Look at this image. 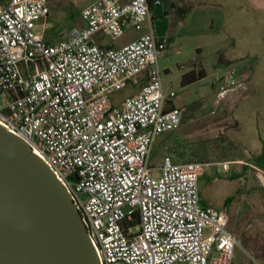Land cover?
<instances>
[{"label":"built area","instance_id":"built-area-1","mask_svg":"<svg viewBox=\"0 0 264 264\" xmlns=\"http://www.w3.org/2000/svg\"><path fill=\"white\" fill-rule=\"evenodd\" d=\"M161 1L93 0L79 12L82 25L54 42L42 33L48 0H0V125L63 184L98 264H264L233 261L227 209L200 202L207 163L149 162L156 137L182 120L158 66L168 39L154 32L150 9ZM126 28L142 31L120 46L101 42ZM223 77L215 105L241 85L235 69ZM140 79L137 92L111 101ZM228 169L221 162L216 172ZM256 176L264 182V171Z\"/></svg>","mask_w":264,"mask_h":264},{"label":"crops","instance_id":"crops-1","mask_svg":"<svg viewBox=\"0 0 264 264\" xmlns=\"http://www.w3.org/2000/svg\"><path fill=\"white\" fill-rule=\"evenodd\" d=\"M68 1L72 13L76 12L78 25H82L79 12L93 0ZM150 20L154 32L168 39L166 48L158 56L160 68L166 75L177 72V82L184 90L183 99H171L169 105L185 110V103L195 101V98L185 100L190 86L198 83L204 88L198 94L201 99L207 91V78L211 75L219 77L222 74L220 70L233 65L241 85L228 91L220 102L231 108L226 125L238 130L244 121L255 127L250 144L239 138L241 142L233 145L249 162L251 156L264 149V137L256 132L258 126L264 131V0H162L150 9ZM141 31H135L130 40ZM198 72L202 76L194 79ZM139 84L140 88L143 79ZM216 90H213V104ZM211 125L218 127L222 124L218 121ZM225 141H228L226 136ZM170 156L173 162L180 163L175 154ZM235 160L241 163L240 159ZM234 176L236 173L229 178ZM199 196L203 206L213 207L200 191Z\"/></svg>","mask_w":264,"mask_h":264},{"label":"rangeland","instance_id":"rangeland-1","mask_svg":"<svg viewBox=\"0 0 264 264\" xmlns=\"http://www.w3.org/2000/svg\"><path fill=\"white\" fill-rule=\"evenodd\" d=\"M69 4L68 0H48L49 14L46 18V29L42 30L39 22L35 25V29L42 30L46 40L57 42L64 39L68 31L78 25L76 12L72 13ZM134 35L133 29L126 28L119 37L104 36L101 42L120 46ZM158 66L161 71L163 91L165 93L174 91L175 96L172 99L175 101L183 99L184 90L177 82V72L166 75V72L160 68L159 59ZM215 67L218 66L215 65ZM232 67L233 65H229L220 70L222 74L219 77L211 75L207 78L205 86L207 91L201 99L198 94L202 93L204 88L198 83L189 87L187 90L189 94L185 100L195 98L194 103H185L181 124L176 129L156 137L149 162L156 167L164 156H170L173 153L180 163L187 161L207 163L203 166V175L198 179V188L211 206L227 209L228 228L237 240L233 250V261L245 262L248 256H252L264 263V182H259L256 176L257 170L264 171V168L251 167L247 164L248 167L243 169L242 163L248 162V159L240 154V149L233 146L237 145L238 141L241 142L239 138L250 144L255 127L244 121H241L242 124L238 130H235L234 126L226 125L229 123L226 118L230 119L231 108L221 102L220 105H215L212 101L213 90L218 89L224 82L223 75L226 71L234 69ZM139 86V82H127L110 95L111 101L119 103L137 92ZM218 121H221L222 125L212 127L211 124ZM256 132L264 137V131L260 126L256 128ZM224 135L228 139L227 142H223ZM181 141L183 143L174 144ZM235 158L240 159L241 163ZM221 162H228L229 170L217 173L216 167ZM157 172V170L154 171L155 174ZM232 173H236V176L229 178ZM228 198H232L230 202H226Z\"/></svg>","mask_w":264,"mask_h":264},{"label":"water","instance_id":"water-1","mask_svg":"<svg viewBox=\"0 0 264 264\" xmlns=\"http://www.w3.org/2000/svg\"><path fill=\"white\" fill-rule=\"evenodd\" d=\"M62 183L0 125V264H98Z\"/></svg>","mask_w":264,"mask_h":264},{"label":"trees","instance_id":"trees-1","mask_svg":"<svg viewBox=\"0 0 264 264\" xmlns=\"http://www.w3.org/2000/svg\"><path fill=\"white\" fill-rule=\"evenodd\" d=\"M202 76L201 72H198V74L194 77V79L200 78ZM256 166L259 168H264V149L258 154V155H253L250 158V161L242 164L243 169H246L248 165ZM232 198H228L226 202H230Z\"/></svg>","mask_w":264,"mask_h":264}]
</instances>
